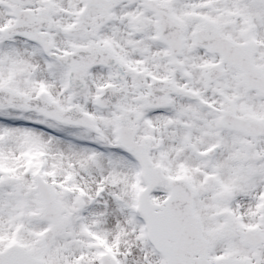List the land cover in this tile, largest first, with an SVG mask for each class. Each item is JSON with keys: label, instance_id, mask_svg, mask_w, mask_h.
Segmentation results:
<instances>
[{"label": "snow or ice", "instance_id": "obj_1", "mask_svg": "<svg viewBox=\"0 0 264 264\" xmlns=\"http://www.w3.org/2000/svg\"><path fill=\"white\" fill-rule=\"evenodd\" d=\"M0 264H264V0H0Z\"/></svg>", "mask_w": 264, "mask_h": 264}]
</instances>
